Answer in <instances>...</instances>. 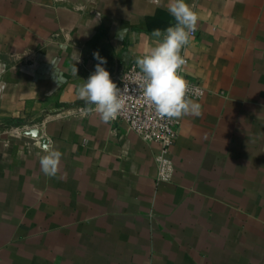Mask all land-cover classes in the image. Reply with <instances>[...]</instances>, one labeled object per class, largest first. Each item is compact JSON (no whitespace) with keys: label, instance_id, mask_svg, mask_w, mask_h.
Segmentation results:
<instances>
[{"label":"crops","instance_id":"1","mask_svg":"<svg viewBox=\"0 0 264 264\" xmlns=\"http://www.w3.org/2000/svg\"><path fill=\"white\" fill-rule=\"evenodd\" d=\"M186 2L185 71L207 91L157 183L158 145L86 114L78 88L94 52L113 82L147 54L168 0H0V264H264V0Z\"/></svg>","mask_w":264,"mask_h":264},{"label":"clouds","instance_id":"2","mask_svg":"<svg viewBox=\"0 0 264 264\" xmlns=\"http://www.w3.org/2000/svg\"><path fill=\"white\" fill-rule=\"evenodd\" d=\"M167 10L175 24L163 31L153 30L154 46L136 60L140 70L139 91L144 101L162 118L198 117L201 115V105L197 99H193L198 91L180 75L186 63L181 52L191 43L198 16L186 0H168ZM118 38L123 39L121 31ZM93 56L99 62L95 71L79 86L78 94L85 101L86 114H98L102 122L109 123L125 109L126 96L103 67L106 59L100 57L99 52H94ZM61 158L62 153L56 149H49L39 157L45 176H57Z\"/></svg>","mask_w":264,"mask_h":264},{"label":"built area","instance_id":"3","mask_svg":"<svg viewBox=\"0 0 264 264\" xmlns=\"http://www.w3.org/2000/svg\"><path fill=\"white\" fill-rule=\"evenodd\" d=\"M181 55L186 63L182 66L180 75L195 87L198 95L193 96V99L199 100L205 95L207 88L186 73L185 67L188 64V57L185 54V49L182 50ZM139 72L136 62H132L119 73L115 83L121 90H124L126 106L123 112L112 121L126 122L131 131L140 135L145 141L158 145V150L155 154L157 165L156 182H169L173 179L175 172L172 150L180 134L181 120L180 118L169 120L158 116L154 108L144 101L138 87Z\"/></svg>","mask_w":264,"mask_h":264},{"label":"water","instance_id":"4","mask_svg":"<svg viewBox=\"0 0 264 264\" xmlns=\"http://www.w3.org/2000/svg\"><path fill=\"white\" fill-rule=\"evenodd\" d=\"M119 74L116 76L114 82H116ZM22 134L28 135L35 138H40L43 143L47 141V139L43 136V130L41 127H27L22 131Z\"/></svg>","mask_w":264,"mask_h":264},{"label":"trees","instance_id":"5","mask_svg":"<svg viewBox=\"0 0 264 264\" xmlns=\"http://www.w3.org/2000/svg\"><path fill=\"white\" fill-rule=\"evenodd\" d=\"M12 124L17 125V126L21 124H25V120L24 119H13Z\"/></svg>","mask_w":264,"mask_h":264}]
</instances>
